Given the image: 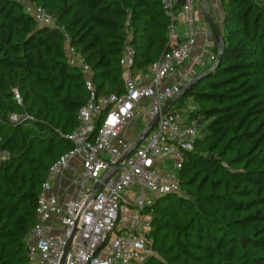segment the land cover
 Returning <instances> with one entry per match:
<instances>
[{"label": "trees", "instance_id": "16d2710c", "mask_svg": "<svg viewBox=\"0 0 264 264\" xmlns=\"http://www.w3.org/2000/svg\"><path fill=\"white\" fill-rule=\"evenodd\" d=\"M27 1L42 5L65 31L39 24L21 0H0V151L10 153L0 160V264H31L28 235L37 220L42 183L50 166L72 147L64 134L78 126L79 110L89 97L86 75L70 63L68 44L91 66L99 96L125 90L120 59L126 45L137 52L133 73L145 70L169 48L170 18L161 0ZM220 4L224 49L197 77L207 74L169 108L194 105L188 115L198 122L199 135L179 172L183 188L196 187L194 200L180 194L156 200L154 229L148 236L158 254L147 264L202 262L182 239L186 227L173 219L184 221L195 208L210 229L232 213H237L233 222L241 227L264 223V0ZM213 50L219 56L215 39ZM14 86L23 104L15 99ZM14 110L26 111L35 120L6 124L4 119ZM37 135L45 137L44 147L35 144ZM240 164L244 167L233 168ZM246 196L251 199L238 200ZM173 200L179 208L172 217ZM258 235L247 238L246 246L264 251V230ZM217 242L218 248L196 245L204 260L219 251L227 264H264V255L245 254L240 239L223 235Z\"/></svg>", "mask_w": 264, "mask_h": 264}, {"label": "built area", "instance_id": "2783aa9c", "mask_svg": "<svg viewBox=\"0 0 264 264\" xmlns=\"http://www.w3.org/2000/svg\"><path fill=\"white\" fill-rule=\"evenodd\" d=\"M21 1L39 24L65 31L42 5ZM161 1L170 18L169 48L145 70L133 73L137 52L133 45H126L120 59L125 70L121 93L99 96L91 66L68 44L70 63L86 75L89 97L79 110L78 126L64 134L72 147L50 166L42 183L37 220L28 235L26 252L31 264H61L71 238L64 264H147L158 254L154 239L148 236L154 229L153 208L161 196L184 193L179 172L199 135L198 122L188 115L194 106L183 110L169 106L139 146L104 179L138 140L139 126L144 129L193 81L195 67L203 70L218 57L214 50L207 51L214 35L210 26H201L202 0ZM200 34L204 44L193 57ZM14 94L22 102L20 92ZM25 118L12 114L10 121L18 124ZM132 121L138 131L128 138ZM6 153H0V160ZM75 159L81 164L72 180L75 192L56 191L58 175Z\"/></svg>", "mask_w": 264, "mask_h": 264}, {"label": "rangeland", "instance_id": "374dc122", "mask_svg": "<svg viewBox=\"0 0 264 264\" xmlns=\"http://www.w3.org/2000/svg\"><path fill=\"white\" fill-rule=\"evenodd\" d=\"M209 14L211 15V17L214 19V21L217 20L216 14L215 12L212 10L211 12L209 11ZM218 15H221L218 19V23L217 24L220 28V30L223 31L224 29V15L221 12L217 13ZM209 23L204 22L201 23V26L206 27L208 26ZM131 32L128 33L129 38L131 37ZM202 72V69L200 68H196L193 71V77L194 79ZM18 86H14L13 88V92L15 91H19L21 94V91L17 88ZM22 96V102H18L19 104H23V95ZM15 97V94H14ZM193 105V104H192ZM194 106V105H193ZM12 114H16V115H25L26 118L23 119L22 121H20V123H31L33 120H35V117L28 113V112H20V111H16L14 110V112H11L10 115L4 119L5 123L8 124L10 121V116ZM18 123V124H20ZM136 122L132 121L131 123L128 124L127 126V132H128V138H133V134L134 132L138 131V127L137 125H135ZM7 126V125H6ZM132 130V131H131ZM139 130L142 131L143 130V126L142 124L139 126ZM35 138H37V140L35 141L36 145H41V146H45L47 144L45 137L41 136V135H37L35 136ZM204 152L207 154V151H204V149H200V152ZM6 156H10V153L8 151H6ZM2 153V152H0ZM259 159H262V155L259 154ZM170 163L172 164V161H170ZM226 164V163H224ZM227 165V164H226ZM227 167H230L229 165H227ZM243 164H240L238 166H233V168H243ZM184 193L182 196L187 197L189 200L193 201V194L195 192L194 187L191 189H188L187 187L183 188ZM251 198L249 196L243 197V198H239L238 200H242V201H248ZM178 202L177 200H173L171 206L169 207V214L173 217L174 212L178 209ZM194 209V208H193ZM197 208H195L193 210V213L189 212L188 216L186 217V219L183 221L181 220L180 217H174V222L176 223V225L179 227H186L185 232H183L182 234V239L184 242H188L190 248L192 251H195L196 254H198L202 260V262H200V264H227L226 261H224L221 257V255L218 254L219 251L215 252V255L213 257L212 260H204V255H203V251H201L200 248L196 247V245H199L201 247H216L218 248L217 245V240L218 239H222L223 235L226 236V239H240L242 241V245L245 251V254L248 253L250 254L252 257H256V256H262L264 255V251L263 250H256L255 248H252L251 246H246V239L247 238H252V237H257L259 236L258 234L262 233L264 230V223H260L257 226L254 225H247L245 227H241L239 224H236L233 222L234 218L237 216V213H232L231 216H229V214L225 215L224 220H218V226H212V228H209V222L206 219H200V216H197L195 214ZM197 227H201V230L196 234L197 232ZM170 233V232H169ZM167 234H164L163 236V240L165 239V236ZM170 237L174 236L175 234H168ZM257 235V236H256ZM212 237H216L215 239H213ZM168 243H170L169 237L166 240ZM203 249V248H202ZM167 264H171L170 262H166ZM237 263H240L237 262Z\"/></svg>", "mask_w": 264, "mask_h": 264}, {"label": "water", "instance_id": "95a60500", "mask_svg": "<svg viewBox=\"0 0 264 264\" xmlns=\"http://www.w3.org/2000/svg\"><path fill=\"white\" fill-rule=\"evenodd\" d=\"M202 3H204V1L202 0ZM204 11H205V14H206V17H207V20H208V23H209V26L213 32V35H214V39L216 40V42L218 43L219 47L221 48V51L219 53V56L221 55L222 53V50L224 49V45H225V41H224V38L220 32V29L218 27V25L216 24V22L214 21V19L211 17V15L209 14V12L207 11V9L205 8V4H204ZM205 74L207 73H204L203 75L199 76V77H196L195 79H193V81H191L189 84L185 85L183 87V90L180 94H178L176 97L170 99L162 108L161 112L141 131L140 135H139V138L138 140L132 145V147L130 148V150L119 160V162L116 164V166L114 167V169L107 175V177L104 179L106 180L109 176H111L114 172V170L116 169V167L119 165L120 162H122L124 160V158L130 154L132 151H134L138 146L139 144L146 138V136L152 131V129L154 128L155 124L158 122V120L160 119L161 115L165 114L167 109L169 108V106H171L174 102V100L182 95L183 93L187 92L191 87L192 85L197 81L199 80L200 78H202V76H204ZM102 186V184L98 185V187L94 190V192L100 188ZM71 241H72V238L69 240V243L66 247V251H65V255L62 259V262L61 264H64L65 262V256H66V253L67 251L69 250V247H70V244H71Z\"/></svg>", "mask_w": 264, "mask_h": 264}, {"label": "crops", "instance_id": "0c3cea01", "mask_svg": "<svg viewBox=\"0 0 264 264\" xmlns=\"http://www.w3.org/2000/svg\"><path fill=\"white\" fill-rule=\"evenodd\" d=\"M203 1L205 4V8L207 9L208 12L209 11L211 12L212 10L215 12L216 17H217V20L215 22H216V24H219L218 19L221 15H218L217 13L221 12L223 14V10H222L221 4H220V0H203ZM199 16H200V19L202 21L201 23L208 21L206 14H205V11H204V7L201 10H199ZM203 44H204V36H203V34H200L198 37L197 49L194 52L193 57H195V55L198 54V52L202 48ZM213 48H214V42L209 45V47L207 48V51L210 52L211 50H213ZM196 68H198V67H195V69ZM80 167H81V164L77 159L72 161L71 165L58 175V177L56 179V183H55L56 191L62 190L63 188H67V190L69 192H75L76 189H75L74 185L72 184V180L75 177V175L77 174V172L80 170Z\"/></svg>", "mask_w": 264, "mask_h": 264}]
</instances>
